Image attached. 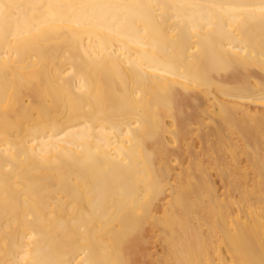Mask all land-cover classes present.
<instances>
[{
  "label": "bare ground",
  "instance_id": "bare-ground-1",
  "mask_svg": "<svg viewBox=\"0 0 264 264\" xmlns=\"http://www.w3.org/2000/svg\"><path fill=\"white\" fill-rule=\"evenodd\" d=\"M0 264H264V0H0Z\"/></svg>",
  "mask_w": 264,
  "mask_h": 264
}]
</instances>
